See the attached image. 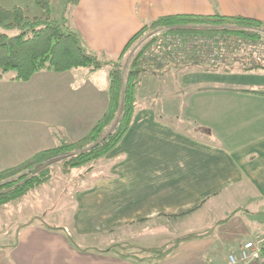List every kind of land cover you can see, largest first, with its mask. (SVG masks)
Returning a JSON list of instances; mask_svg holds the SVG:
<instances>
[{
  "label": "crops",
  "instance_id": "crops-1",
  "mask_svg": "<svg viewBox=\"0 0 264 264\" xmlns=\"http://www.w3.org/2000/svg\"><path fill=\"white\" fill-rule=\"evenodd\" d=\"M214 12L264 21V0H81L61 11L84 48L107 60L113 58L108 55L117 58L134 35L159 18ZM189 75L184 83L190 82ZM221 77L193 79V85L218 82L226 92L200 95L191 104L196 113L177 112L176 98L157 107L158 95L152 105L139 106L124 137L97 162L105 170L83 175L84 184L68 190L67 205L74 207L69 227L15 219L18 232L13 243L0 245V264H224L227 256L217 259L214 254L218 241L213 233L182 242L162 258L154 253L182 236L210 231L196 224L199 220L200 226L198 215L210 213L216 199L254 198L263 204H256L253 214L264 215V95L252 93H264V72L234 71ZM106 80V69L91 74L78 69L40 72L25 83L1 81L0 170L54 147L60 139L74 142L88 134L106 111ZM136 96L137 103H145L143 95ZM184 220L196 226L165 239V228ZM215 224L232 227L229 218ZM235 229L241 240L264 235L262 226L241 220ZM74 235L97 236V247L76 246Z\"/></svg>",
  "mask_w": 264,
  "mask_h": 264
},
{
  "label": "trees",
  "instance_id": "trees-1",
  "mask_svg": "<svg viewBox=\"0 0 264 264\" xmlns=\"http://www.w3.org/2000/svg\"><path fill=\"white\" fill-rule=\"evenodd\" d=\"M80 1L64 0L63 4L66 8L74 7ZM34 4L39 14L33 17L20 6L0 4V29L3 30L0 31V82L25 83L40 72L65 73L82 69L91 74L106 69L107 108L81 139L74 142L60 139L54 147L35 153L16 166L1 169L0 208L24 198L50 180L54 162H60L62 173L68 175L73 169L97 161L111 152L133 121L137 108L136 92L146 74L158 75L170 67L203 65L207 56L206 46L187 50L189 40L214 38L217 39L215 49L218 53L222 49L226 52L225 56L218 57L216 65L205 66L207 72L231 73L237 69L243 72L264 71L263 54L256 55L248 50L250 52L243 56V59L249 57L247 64L246 59L242 60L244 64L236 59L240 47L243 51L255 49L251 44L264 40V21L242 16L228 17L217 12L211 15L166 16L134 35L115 60H107L84 48L78 35L67 27L64 16L58 20L53 15L51 0H34ZM146 28L163 30L161 38H148L140 44L138 40L144 36L142 33ZM6 31L17 33L9 35ZM167 35L174 42L179 39L181 46L177 48L172 42L166 43ZM235 44H238V49ZM174 52L184 53L185 60L178 66H168L163 59L173 56ZM9 72L12 75L6 77ZM252 93L264 95L262 92ZM91 171L90 167L85 174ZM209 233L182 236L169 246L155 250V258L166 256L182 242Z\"/></svg>",
  "mask_w": 264,
  "mask_h": 264
},
{
  "label": "rangeland",
  "instance_id": "rangeland-1",
  "mask_svg": "<svg viewBox=\"0 0 264 264\" xmlns=\"http://www.w3.org/2000/svg\"><path fill=\"white\" fill-rule=\"evenodd\" d=\"M0 2L7 4L6 7L20 6L26 11L27 15H29L30 17L39 14V10L34 4V0H14V1L0 0ZM62 3L63 0H51L53 15L58 20H61L62 18L61 16L65 17L66 15V13H64L63 15L61 13V11L63 10L64 12H66L67 9V8H62L63 7V5H61ZM0 31L3 30L0 29ZM160 31L161 29L147 28L146 31L142 33L144 36L142 38H139L138 42L139 43L140 41L145 42L152 35L155 36L156 38H161ZM6 32L9 35H14L17 33V31H6ZM165 42L167 43V41ZM237 45L235 44L236 47ZM251 46L252 48L255 49H247V50L244 49L243 51V47H240L239 50L240 52L236 58L237 60L240 61V63L244 64L242 62V60L244 59H246L245 64L248 63L249 57L245 56V58L243 59L244 53L246 52L249 53L251 51L252 53L254 52V54L256 55H258L259 53V54H263L264 56V40H260L257 43L253 42V45L251 44ZM152 53L154 54V51ZM107 57L114 58V56L112 55H108ZM204 68H205L204 65L199 67L193 66L192 69L188 68V70L186 69L187 71L183 73H181L180 71L176 72L175 70H173L176 73L165 74L166 72H164L161 76L146 74L142 78L141 83L136 92L141 96L143 95V98H145L146 101L145 103L138 102L141 103V105L137 103L136 110L139 108V106L146 105V103L150 105V103L153 101V98L156 95H158L160 102L154 104L157 107H159L160 104L165 105V103L168 102V99L176 98L177 106L175 110H177V112L187 114L189 111H193L194 113H196L195 112L197 110L196 105L194 106L191 104H194L192 102H195L196 98H198L200 95L215 96L226 93L223 92L222 90L223 89L222 87L224 86L220 85V83L218 82L213 84H208V83H202V84L197 83L196 85L192 84L195 79L197 81L199 79H203L204 81L210 79L215 81L221 80L223 78L221 77L222 74H225V72L223 71L207 72L205 71ZM235 71L243 72L238 69ZM102 72L103 73H101L102 74L101 76H104L106 73L105 71ZM191 72H193L192 74H194V76L196 77L195 79L192 77L193 75L192 76L189 75V73ZM260 72H264V71H260ZM214 73H217V76ZM187 74L190 76L189 83L192 84V86L190 87L188 82L184 83L183 81L184 80L183 78H185ZM11 75L12 73L9 72L6 74V77H9ZM107 81L108 80H106V83ZM242 81L248 83L247 80H242ZM88 82L93 83L90 79L88 80ZM232 86L239 88L241 87V89H245L249 87V86L245 87L244 85L242 86V84L241 85L234 84ZM255 87L256 86H251L250 89H254ZM98 161L99 160L88 163L79 169H73L68 175L62 173L60 162H54L51 165V171L53 175L50 180H48L42 186L28 193V195L25 196L24 198L10 202L8 205L1 207L0 208V245H8L10 242L13 243L18 232L17 230L18 224L15 223L16 221L15 219H20V217L23 220L24 219L27 220L37 219L39 221L43 220L46 225H49V227H64L63 226L64 224L66 226L70 225V223L72 222L71 216L74 213V207H69L67 205L70 199L66 197V194L68 190L72 191L74 187L78 185L81 186L84 184V182L81 181L80 177H82V180L84 179L83 175H85V172H87L88 168L90 167L92 168V171L89 173H92L96 168L98 169V171H102V172L105 170L104 168L100 167L101 164L97 163ZM221 201H222L221 198L216 199L209 205L211 208L210 213L206 211L204 214L198 215L199 217H202V219H200L201 220L200 226H198L199 220L197 224L196 222L195 223L190 222L189 225H185L184 224L185 220H184L183 223L179 221L177 224H174L175 226L171 228L166 227L163 234L165 235V239H169V237L172 236L175 237L177 235H183L185 233H189L195 224L197 225V227H207V230L210 229L211 231L210 233H213L214 239L218 241L214 246V250H213L214 254L216 255V258L218 259L221 255L228 256L230 252H235L239 248L241 243L243 241H246V240H241L242 237L238 235L237 230L235 229L236 222L238 220L245 222L247 225L255 224L262 226L261 229L262 232L261 231L259 232L264 234V215L256 216L255 214H253L254 210H256V204L260 205L263 204V202H260L254 198L249 199L246 197L242 200H235V199L228 200L226 203H221ZM232 201L233 203L231 204ZM242 207H246V209ZM225 218L231 219V226H232L231 228L224 229L222 227L215 226L217 225L215 224V222ZM27 220H24L23 222H26ZM98 240L99 238L93 235L91 236L85 235L81 237H77L74 235L72 237L73 243H75V245L78 247L95 248L97 246H94V243H97ZM126 252L130 254L132 253L130 251H126ZM140 254L141 252L136 253L135 255H140Z\"/></svg>",
  "mask_w": 264,
  "mask_h": 264
},
{
  "label": "built area",
  "instance_id": "built-area-1",
  "mask_svg": "<svg viewBox=\"0 0 264 264\" xmlns=\"http://www.w3.org/2000/svg\"><path fill=\"white\" fill-rule=\"evenodd\" d=\"M163 30L160 31L162 33ZM155 36H150V38ZM149 38V39H150ZM217 39H191L186 44L187 50L206 46L207 56L203 60L204 66H214L218 62V57L225 56L226 52L222 49L221 52L215 49V41ZM167 42H172L173 45H177V48L181 46L179 39L176 38V42L172 40L168 35L166 37ZM230 49V48H229ZM135 52V51H134ZM133 52V53H134ZM157 51H155V54ZM196 53H198L196 51ZM184 53L174 52L173 56L170 55L167 59H163L168 66H178L183 60H185ZM197 56V55H196ZM224 264H264V235L255 234L252 238L246 240L241 246L235 251L228 254Z\"/></svg>",
  "mask_w": 264,
  "mask_h": 264
}]
</instances>
